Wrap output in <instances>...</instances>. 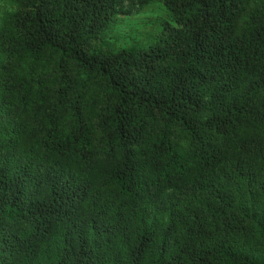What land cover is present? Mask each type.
<instances>
[{"label":"trees","instance_id":"obj_1","mask_svg":"<svg viewBox=\"0 0 264 264\" xmlns=\"http://www.w3.org/2000/svg\"><path fill=\"white\" fill-rule=\"evenodd\" d=\"M0 264H264V0H0Z\"/></svg>","mask_w":264,"mask_h":264},{"label":"rangeland","instance_id":"obj_2","mask_svg":"<svg viewBox=\"0 0 264 264\" xmlns=\"http://www.w3.org/2000/svg\"><path fill=\"white\" fill-rule=\"evenodd\" d=\"M126 8H128L131 13L121 17L110 34V40L116 41L121 45H124L135 37L138 27L142 25V22L146 20L149 15L153 16L158 13L157 10L139 13L136 12L135 7L131 5H127Z\"/></svg>","mask_w":264,"mask_h":264}]
</instances>
